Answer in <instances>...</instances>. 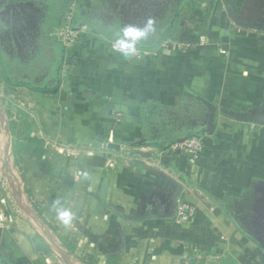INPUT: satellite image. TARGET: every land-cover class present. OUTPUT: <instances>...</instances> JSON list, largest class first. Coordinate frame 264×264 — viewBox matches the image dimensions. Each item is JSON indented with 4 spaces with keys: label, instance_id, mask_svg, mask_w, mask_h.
I'll return each mask as SVG.
<instances>
[{
    "label": "crops",
    "instance_id": "0c3cea01",
    "mask_svg": "<svg viewBox=\"0 0 264 264\" xmlns=\"http://www.w3.org/2000/svg\"><path fill=\"white\" fill-rule=\"evenodd\" d=\"M194 2L167 48L155 0H64L41 8L85 34L47 37L33 81L0 51V264H264L230 214L264 210V0ZM148 20L140 45L101 32ZM189 136L198 154L169 150Z\"/></svg>",
    "mask_w": 264,
    "mask_h": 264
},
{
    "label": "rangeland",
    "instance_id": "374dc122",
    "mask_svg": "<svg viewBox=\"0 0 264 264\" xmlns=\"http://www.w3.org/2000/svg\"><path fill=\"white\" fill-rule=\"evenodd\" d=\"M63 1L64 0H37L36 2L35 0H0V51L6 61H9L12 58L14 64H16L18 62L16 61V58L21 59L22 66H24L25 68L22 71V75H19L17 77L10 75L8 77L9 79L12 78L13 80L17 79V81H25V77L27 80H34L35 77H32L31 75L28 76L29 73L25 72L28 71L31 74L36 75L42 68L48 54H51L50 51L45 50L47 37H49L50 39L52 38L54 39V41L59 43L56 37L57 32H55L58 28V26L55 24L56 20L59 18V14L57 17H54L56 16V14H52L51 12L47 13V11L43 10L41 6L45 9H48L50 4H56L58 6V9L60 10L63 7ZM181 1L182 0H155V4H160L161 7L158 8V11L161 9V14L164 15V13H167L170 9L175 10L174 7ZM134 2H137V0H134ZM138 2H141V0H138ZM145 2H147L146 5L149 6L151 4H154V0H145ZM68 10H71L69 4L66 5L64 15ZM54 11L56 12L57 10L54 9ZM49 27H51V30L47 29ZM85 28L81 30L83 31L82 36L85 34ZM146 29L147 30L140 31L146 33H149L151 31L159 32V30H157V28L154 26L151 27V30H149V27H146ZM102 31L105 33H109L117 30ZM124 31L126 32V34L123 33L118 37H122L125 42H131L134 39H139L140 42H142V39H144V34L143 37H137L133 33L138 30ZM76 32H80V29ZM108 35H110V33ZM78 41L80 42L81 39ZM77 43L78 42H76V44ZM162 44L160 45L161 48ZM256 203L257 202L255 201L244 202L245 211L240 214V217L244 222H247L248 225H251L252 228L255 229L259 238L264 240V210L261 203ZM238 231L239 230H237V232ZM239 235L240 237L236 235V240H233L236 242V245L239 244L238 246L242 248L240 249L243 253L241 254L240 252L241 256L248 255V252H255L264 255V246L260 244V241L263 240L258 238V242H255V240L251 236H248L247 234H245V236L241 231Z\"/></svg>",
    "mask_w": 264,
    "mask_h": 264
},
{
    "label": "built area",
    "instance_id": "2783aa9c",
    "mask_svg": "<svg viewBox=\"0 0 264 264\" xmlns=\"http://www.w3.org/2000/svg\"><path fill=\"white\" fill-rule=\"evenodd\" d=\"M68 10L60 25L58 26L56 33V37L61 43V45L66 48H73L76 42L82 38V32L85 28V26H80V32H76L74 30L73 24H72V17L71 14ZM55 37V36H54ZM172 40L168 39L164 41L162 44V48H167L169 46H172ZM137 57H140L139 51L136 53ZM203 142H204V137L199 136V137H192V138H187L181 142L174 143L169 150L173 152L174 154H182V153H187V154H198L202 148H203ZM60 151H65L64 149H60ZM126 155L129 156V151L126 150ZM138 156V155H137ZM178 217L181 219H184L186 217V211L185 210H178L177 212Z\"/></svg>",
    "mask_w": 264,
    "mask_h": 264
},
{
    "label": "trees",
    "instance_id": "16d2710c",
    "mask_svg": "<svg viewBox=\"0 0 264 264\" xmlns=\"http://www.w3.org/2000/svg\"><path fill=\"white\" fill-rule=\"evenodd\" d=\"M66 2H67V0H66ZM185 3H190L191 5H195L194 3V0H182L180 3H177V5L174 7L175 8V12L173 11L172 13H173V16H172V20L169 18V20H167L166 19V21H162V27H161V25H159V26H156L157 28H160L161 27V31H160V38H159V45H161L164 41H166V40H168V39H172L171 37H172V35H173V33L176 31V29H177V27L179 26L178 24L180 23V16H179V14H177V11L178 12H180V10H181V8H182V5L183 4H185ZM177 10V11H176ZM64 12H65V10L63 11V10H61L60 11V14H59V18L56 20V24L55 25H57V26H59L60 25V23H61V21H62V19H63V17H64ZM166 13H164V15H165ZM163 15V16H164ZM72 20H73V18H72ZM75 20V19H74ZM149 22H151V21H147V24H146V27H149L150 29L149 30H151V27L152 26H154L153 25V23H151L150 24V26H149ZM56 26V27H57ZM103 30H117V31H114V32H109L110 33V36H114L117 40H119V41H123V42H125V40L122 38V37H118V36H120L121 34H123V33H125L126 34V32L124 31V30H121V29H116V28H103ZM158 30V29H157ZM98 31H100V30H98ZM101 32H102V30H101ZM153 31H151V32H149V33H146V32H143V34H144V39H142V40H146V41H148V35H150L151 33H152ZM103 33V32H102ZM109 33H106V34H109ZM134 34H135V36H137V37H139V36H142L143 37V34H141V32L140 31H135V32H133ZM159 33V32H158ZM104 34H105V32H104ZM158 36H159V34H158ZM130 42V41H129ZM131 42H133V43H141L140 42V40L139 39H134V40H132ZM135 43V44H136ZM60 45H61V43H59ZM139 44H137V45H139ZM62 46V45H61ZM139 49V48H138ZM140 50H142V49H140ZM144 50V49H143ZM140 52H143V51H140ZM193 136H195V135H193ZM193 136H189L188 138H192ZM196 137H198V136H196ZM185 140V139H184ZM176 140H173V141H169L170 143H172V142H174V143H177V142H181V141H183V140H178V141H176ZM162 149H166V146H164Z\"/></svg>",
    "mask_w": 264,
    "mask_h": 264
},
{
    "label": "water",
    "instance_id": "95a60500",
    "mask_svg": "<svg viewBox=\"0 0 264 264\" xmlns=\"http://www.w3.org/2000/svg\"><path fill=\"white\" fill-rule=\"evenodd\" d=\"M229 15L230 17L233 19V21L238 25V26H241V27H244V25L242 24V22H240L238 20V18H236L232 13L231 11H229ZM254 28H256L257 30L261 31L263 34H264V23L262 25H259V26H254ZM74 30H79V28H74ZM213 118H214V107L211 106V113H210V116H209V121H208V125H209V128H208V132L209 133H212L213 131V128H214V124H213ZM243 120H250V118H243ZM257 122H263L259 119H256ZM175 204H176V201H175ZM176 208H177V205H176ZM178 209H176L177 211ZM177 214V212H176ZM258 242V239L256 240ZM260 244H262L264 246V242L263 241H260Z\"/></svg>",
    "mask_w": 264,
    "mask_h": 264
},
{
    "label": "flooded vegetation",
    "instance_id": "af4514ba",
    "mask_svg": "<svg viewBox=\"0 0 264 264\" xmlns=\"http://www.w3.org/2000/svg\"><path fill=\"white\" fill-rule=\"evenodd\" d=\"M243 211H239V212H235L234 211V213H230L234 218H235V220H237V222H239L240 223V225H241V228H242V230L248 235V236H251V237H254V238H259V236L257 235V233H256V231H255V229L254 228H252V226L251 225H248L247 224V222H244L242 219H241V217H240V214L242 213ZM259 239H261V238H259ZM261 240H263V239H261ZM263 242H264V240H263Z\"/></svg>",
    "mask_w": 264,
    "mask_h": 264
},
{
    "label": "clouds",
    "instance_id": "9594fccd",
    "mask_svg": "<svg viewBox=\"0 0 264 264\" xmlns=\"http://www.w3.org/2000/svg\"><path fill=\"white\" fill-rule=\"evenodd\" d=\"M150 24H151V22H149V26H150ZM141 34H143V33H141ZM63 216H68V213L67 212H65V213H63Z\"/></svg>",
    "mask_w": 264,
    "mask_h": 264
}]
</instances>
